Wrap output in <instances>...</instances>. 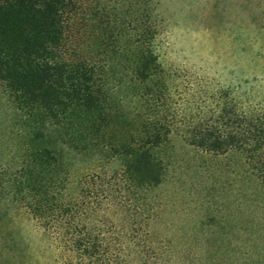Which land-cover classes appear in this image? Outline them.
<instances>
[{
  "label": "trees",
  "instance_id": "1",
  "mask_svg": "<svg viewBox=\"0 0 264 264\" xmlns=\"http://www.w3.org/2000/svg\"><path fill=\"white\" fill-rule=\"evenodd\" d=\"M151 16L152 0H0V92L36 144L22 174L9 187L0 183V198L24 203L76 253L75 264H101L104 236L100 222L91 223L95 207L84 206L83 185L95 173L67 193L61 147L102 152L106 162L120 163L108 180L146 192L162 181L158 150L177 125L204 151L240 153L264 194V98L254 101L239 86L179 83L158 59ZM103 198L128 207V196L116 201L104 191Z\"/></svg>",
  "mask_w": 264,
  "mask_h": 264
},
{
  "label": "rangeland",
  "instance_id": "2",
  "mask_svg": "<svg viewBox=\"0 0 264 264\" xmlns=\"http://www.w3.org/2000/svg\"><path fill=\"white\" fill-rule=\"evenodd\" d=\"M151 17L158 59L179 83L239 86L254 101L264 98V0H152ZM177 127L158 150L161 183L136 194L108 180L120 171L119 161L61 147L70 169L67 193L95 173L83 195L86 209L95 207L98 221L91 223L100 222L104 236L98 263L264 264V194L255 172L240 153L204 151ZM27 130L0 92V183L7 187L36 147ZM50 137L43 143L51 145ZM104 191L116 201L128 196L127 209L105 200ZM0 205V264H75L76 253L46 232L24 203L7 195Z\"/></svg>",
  "mask_w": 264,
  "mask_h": 264
}]
</instances>
